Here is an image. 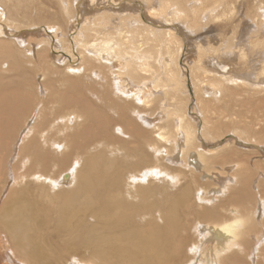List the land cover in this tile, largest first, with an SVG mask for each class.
<instances>
[{"label":"bare ground","instance_id":"obj_1","mask_svg":"<svg viewBox=\"0 0 264 264\" xmlns=\"http://www.w3.org/2000/svg\"><path fill=\"white\" fill-rule=\"evenodd\" d=\"M47 1L0 0V264H264V32L208 34L226 0Z\"/></svg>","mask_w":264,"mask_h":264},{"label":"rangeland","instance_id":"obj_2","mask_svg":"<svg viewBox=\"0 0 264 264\" xmlns=\"http://www.w3.org/2000/svg\"><path fill=\"white\" fill-rule=\"evenodd\" d=\"M38 1H42V3H45V4H47V5H51L52 4V2H50V1H47V0H38ZM139 1V0H138ZM157 1L158 0H150L149 2V4L147 5L146 4V2H142L141 1V3L145 6V7H147V6H149L150 4H153V5H157ZM255 1L256 0H226L225 2H229L231 5H232V7H233V9H234V12H233V14H234V17H233V15H232V17H230L231 18V20H230V18L228 17V19L226 20L225 18L223 19V20H221L220 22H213L212 24H211V26L208 28V30L209 31H211V32H209L208 31V34H212L213 36H214V38H216V39H218V38H222V35H225L224 33H226V31L228 30V31H230L229 29H230V27H229V29H228V27H222V25L223 24H227V25H229V24H231L232 23V21H234L233 23H235V21L236 22H238V20L237 19H239V20H241V21H239L240 23H242V24H244V23H246V24H248V25H250L251 27H253L254 28V30L257 32V30H259L258 32H264V24H261L260 22H258V17L257 16H254V14L256 13V11H255V8H257V7H255L254 8V3H255ZM34 2H36V0H34ZM118 2V1H117ZM263 2H264V0H263ZM38 3V2H37ZM37 3H36V5H37ZM206 3L207 4H209L208 3V0L206 1ZM223 5V4H222ZM251 16H252V18H251ZM254 16V17H253ZM248 18V19H247ZM244 19V20H243ZM245 19H246V21H245ZM254 19H256L255 21H254ZM249 22H248V21ZM252 20H253V22H252ZM226 21V22H225ZM231 21V22H230ZM244 21V22H243ZM230 22V23H229ZM250 23V24H249ZM256 24V25H255ZM240 25V24H239ZM253 25H255V26H253ZM262 27H261V26ZM214 26V27H213ZM240 27H242V26H240ZM213 28H216V29H214L213 30ZM222 28V29H221ZM225 28H227V30L225 29ZM258 28V29H257ZM257 29V30H256ZM214 31V32H213ZM201 34L202 35V37H203V39H204V41L205 40H207V36L205 35V32H203V31H201V32H197V34ZM215 35H214V34ZM217 33H220V34H222V35H217ZM196 34V35H197ZM257 35H259V34H257ZM198 36V35H197ZM254 38V37H253ZM259 38H261V40L264 42V35H262V36H259ZM219 40V39H218ZM253 40V39H252ZM214 41V43L216 44L217 43V41H215V40H213ZM227 41V40H226ZM264 43L262 44V47H260L259 49L257 48V46H255L254 47V49L256 48V50H254L253 49V52L251 53V51H250V53H248V55L249 56H257L261 51H263V49H264ZM190 54H191V52H190ZM191 56V55H190ZM43 94H45V91L43 92ZM240 108H241V106L239 105V106H236L235 107V111H236V113L237 112H239L240 111ZM191 111H192V107H191ZM193 111L195 112V109H193ZM34 116H35V114H33ZM195 116V115H194ZM234 116H236V115H234ZM248 116V118H250V115H247ZM33 117V116H32ZM259 119H260V123H264V115L263 116H260L259 117ZM198 120V119H197ZM200 128H201V126H199V130H200ZM10 133V130H8V131H5L4 132V134H6V133ZM9 137H11V133H10V135H9ZM225 140L227 139V136H225V138H224ZM223 140V139H222ZM225 140H223V141H225ZM21 141V140H20ZM14 144H15V148H13L10 152H12L9 156H7L8 155V153L7 152H5V155L8 157V159H9V164L10 165H12V164H14V161L16 160V159H14L15 157H16V152L15 151H17V148H18V146H19V144H20V142H19V140L18 139H16V140H14ZM15 149V150H14ZM15 153V154H14ZM10 157H11V159H10ZM1 185V184H0ZM205 185V184H204ZM3 190H4V187L2 188ZM6 189V188H5ZM8 192V191H7ZM7 192H1L2 194H0V201H1V199H3L4 197H5V195H6V193ZM195 194H197V195H199V192L198 191H195ZM3 196V197H2ZM2 197V198H1ZM20 199L18 200L16 197H15V199H17V201L18 202H16L14 199H13V203L15 204V205H19L20 203L21 204H23L24 202H26L29 198H28V195H23L22 197H19ZM22 201V202H21ZM12 205V204H11ZM51 213V212H50ZM50 235V234H49ZM56 241V240H55ZM49 246H51V244H48ZM67 248V247H66ZM48 250H50V249H48ZM65 251H67V252H60L59 254H60V256H63V257H65V256H67L68 257V255H70V254H72L69 250H65ZM47 252V251H46ZM58 255V254H57Z\"/></svg>","mask_w":264,"mask_h":264}]
</instances>
